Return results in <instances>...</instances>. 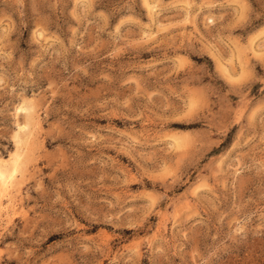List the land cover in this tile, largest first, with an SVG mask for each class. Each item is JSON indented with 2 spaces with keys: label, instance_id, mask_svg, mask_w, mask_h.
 <instances>
[{
  "label": "rangeland",
  "instance_id": "rangeland-1",
  "mask_svg": "<svg viewBox=\"0 0 264 264\" xmlns=\"http://www.w3.org/2000/svg\"><path fill=\"white\" fill-rule=\"evenodd\" d=\"M23 103L0 264H264V0H0Z\"/></svg>",
  "mask_w": 264,
  "mask_h": 264
},
{
  "label": "bare ground",
  "instance_id": "bare-ground-1",
  "mask_svg": "<svg viewBox=\"0 0 264 264\" xmlns=\"http://www.w3.org/2000/svg\"><path fill=\"white\" fill-rule=\"evenodd\" d=\"M262 49V48H261ZM260 50V49H259ZM254 51V50H253ZM252 52V51H251ZM255 52V51H254ZM245 53V52H244ZM224 68V67H223ZM24 102V101H23ZM19 106V105H18ZM37 110V109H36ZM18 111H26L27 113V116H26V119L24 121V123H18L17 125V130H16V133H15V141L16 142L15 144L17 145L16 148L14 150H12V152L9 153V157L7 158H2L0 157V214L2 216H6L7 217V214L10 212V209H13V207L15 205H18L16 203V196L13 195V186H14V182L17 181L15 180V177H16V173L19 171V165L22 166V164L20 163L21 162V149H20V146L23 145V144H26L28 143V141L32 138V136H34V132L36 130H34L33 128L35 127L34 126V123L31 124L30 120H32L33 118H35L34 116L36 114H34V111L32 112L31 111V107L29 108L25 103L23 104H20L19 108H18ZM17 111V112H18ZM20 113V112H18ZM25 113V112H24ZM36 113V111H35ZM37 114H38V111H37ZM39 115V114H38ZM37 115V116H38ZM25 116V115H24ZM39 117V116H38ZM25 118V117H23ZM22 118V119H23ZM19 120V119H18ZM24 120V119H23ZM34 121V120H33ZM38 121V119H37ZM36 121V122H37ZM23 122V121H21ZM37 124V123H36ZM31 125H33L34 127L32 128ZM40 126V125H39ZM38 127V125H37ZM36 128V127H35ZM37 130H41V129H37ZM39 134V131L37 132ZM36 134V133H35ZM37 134V135H38ZM36 137V136H34ZM39 136H37L38 138ZM36 138V140H37ZM32 142H34L33 140H31ZM30 141V143H31ZM28 145H31L28 143ZM178 145V144H177ZM25 145L21 146L24 147ZM27 147V146H26ZM30 147V146H29ZM23 149V148H22ZM25 149V148H24ZM22 150L23 153L25 150ZM27 152V151H25ZM26 154V153H25ZM27 155V154H26ZM25 155V156H26ZM25 159L26 157L24 158V161L25 162ZM26 163V162H25ZM24 166V165H23ZM26 166V164H25ZM23 168V167H22ZM26 168V167H25ZM20 173V171H19ZM22 173V172H21ZM20 173V174H21ZM24 173V172H23ZM18 174V173H17ZM19 174V175H20ZM23 175V174H22ZM20 178V177H19ZM20 180V179H19ZM22 181V180H21ZM18 182V185H20L21 183ZM15 188H19V187H15ZM20 189V188H19ZM16 192L17 189H15ZM21 191V190H20ZM15 192V193H16ZM14 193V194H15ZM18 195V194H17ZM18 197V196H17ZM20 198V197H19ZM21 200V198H20ZM18 202V200H17ZM20 202V201H19ZM16 203V204H15ZM1 217V216H0ZM8 218V217H7ZM6 218V219H7ZM1 219V218H0ZM3 219V218H2ZM1 219V220H2Z\"/></svg>",
  "mask_w": 264,
  "mask_h": 264
}]
</instances>
